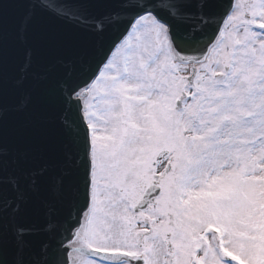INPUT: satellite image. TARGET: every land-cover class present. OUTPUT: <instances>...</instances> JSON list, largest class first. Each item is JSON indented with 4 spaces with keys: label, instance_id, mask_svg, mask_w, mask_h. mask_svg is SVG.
Returning a JSON list of instances; mask_svg holds the SVG:
<instances>
[{
    "label": "rangeland",
    "instance_id": "1",
    "mask_svg": "<svg viewBox=\"0 0 264 264\" xmlns=\"http://www.w3.org/2000/svg\"><path fill=\"white\" fill-rule=\"evenodd\" d=\"M262 25L264 0H236L210 56L190 76V68L172 60L164 27L150 15L136 21L87 89L93 160L89 245L120 248V234L125 248H133V232H142L150 212H139L130 223V205L154 173L162 172L159 205L151 213L158 221L176 209L190 235L207 223L220 225L228 229L233 254L264 264ZM118 127L120 141H109ZM163 149L171 163L167 172L152 161ZM120 162L122 172L127 170L122 181V173L116 177L113 171ZM162 238L163 230L152 242L149 263L167 264L170 255L171 263L182 264L187 250H167L162 257ZM207 250V264H222Z\"/></svg>",
    "mask_w": 264,
    "mask_h": 264
},
{
    "label": "water",
    "instance_id": "2",
    "mask_svg": "<svg viewBox=\"0 0 264 264\" xmlns=\"http://www.w3.org/2000/svg\"><path fill=\"white\" fill-rule=\"evenodd\" d=\"M116 1L110 12L101 11L116 13L102 21L101 27L81 25L79 43L63 36L53 12L40 11L37 4L20 9L22 17L42 16L36 23L34 39L42 58L19 73L18 69L9 71L14 63L6 60L7 72L0 78V264L70 262L67 254L89 202L83 96H74L95 75L132 20L144 10L153 11L169 25L176 57L198 61L214 41L231 3L171 0L179 7L171 15L161 7V0H145L141 5L137 0ZM0 11H6L5 6L0 4ZM97 12L90 15L98 18ZM17 22L20 31L26 22L19 15ZM9 23L5 21L0 32L5 35L1 42L8 45ZM52 23L59 30L47 31L55 40L50 43L46 27ZM28 26L31 31L33 24ZM18 31L14 32L16 38ZM27 47L22 46L20 52ZM73 203L77 204L75 209ZM62 205L71 211H63ZM57 208L61 215H52Z\"/></svg>",
    "mask_w": 264,
    "mask_h": 264
},
{
    "label": "bare ground",
    "instance_id": "3",
    "mask_svg": "<svg viewBox=\"0 0 264 264\" xmlns=\"http://www.w3.org/2000/svg\"><path fill=\"white\" fill-rule=\"evenodd\" d=\"M144 40H145V39H144ZM144 40H142V41H144ZM182 65H184L186 68H189V67H190L189 64H187V65L182 64ZM188 66H189V67H188ZM108 140L111 141V142H114V141H120V127L116 128V135L113 136V137H111V138L108 139ZM124 169H125V168H124V166H123V164H122L121 162H120L119 164H117V165L113 168L114 176L119 177V176L121 175V173H122V175H121V181H122V176H123V174H124L125 172H127V170L124 171V172H122ZM124 185H125V187H126V183H124Z\"/></svg>",
    "mask_w": 264,
    "mask_h": 264
}]
</instances>
